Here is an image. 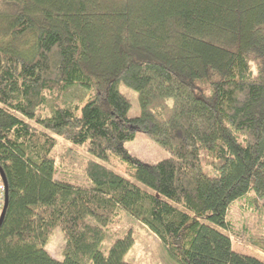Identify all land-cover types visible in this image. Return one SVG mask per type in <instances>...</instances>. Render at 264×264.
<instances>
[{"label": "trees", "instance_id": "trees-1", "mask_svg": "<svg viewBox=\"0 0 264 264\" xmlns=\"http://www.w3.org/2000/svg\"><path fill=\"white\" fill-rule=\"evenodd\" d=\"M73 86L93 98L63 106ZM136 131L168 156H132ZM0 167V264H131V232L101 250L121 213L177 264H264L232 250L226 221L264 197V0H0Z\"/></svg>", "mask_w": 264, "mask_h": 264}, {"label": "rangeland", "instance_id": "rangeland-1", "mask_svg": "<svg viewBox=\"0 0 264 264\" xmlns=\"http://www.w3.org/2000/svg\"><path fill=\"white\" fill-rule=\"evenodd\" d=\"M119 90L130 103L127 115L129 117L137 116L139 114V106L136 92L122 84L119 86ZM93 94V91H86L73 86L67 88L61 94L60 103L68 107L76 104L83 106L93 98ZM51 109V98L47 97L43 114L45 116L51 115ZM76 114L79 115V112ZM125 147L132 156L148 164H154L168 156L166 152L140 131H136L135 138L127 142ZM110 166L118 174L125 177L129 176L130 170L128 167L122 165L116 159L112 158L110 160ZM202 168L207 174H214L211 168L205 164L204 158L202 159ZM73 181L81 187L88 188L91 186L79 173L74 175ZM0 183L5 187L1 177ZM226 212V221L230 224L227 233L230 234L232 250L235 253L250 255L264 262V197H256L251 190L245 196L235 199ZM128 232H131L134 242L123 257L125 261L131 264H177L156 236L139 221L123 213H121L117 223L107 231L101 250L106 254L113 240L116 237L124 236ZM63 247L62 234L57 230L45 249L52 258L61 261Z\"/></svg>", "mask_w": 264, "mask_h": 264}, {"label": "water", "instance_id": "water-1", "mask_svg": "<svg viewBox=\"0 0 264 264\" xmlns=\"http://www.w3.org/2000/svg\"><path fill=\"white\" fill-rule=\"evenodd\" d=\"M0 177H1V180H2L3 184L6 187V178H5L4 172H3L1 167H0ZM6 207H7V192L5 191L4 204H3V207H2V210H1V213H0V226H1V224L3 222V219H4Z\"/></svg>", "mask_w": 264, "mask_h": 264}, {"label": "built area", "instance_id": "built-area-1", "mask_svg": "<svg viewBox=\"0 0 264 264\" xmlns=\"http://www.w3.org/2000/svg\"><path fill=\"white\" fill-rule=\"evenodd\" d=\"M4 193H5V187L3 185H1V183H0V210H1L2 204L4 202Z\"/></svg>", "mask_w": 264, "mask_h": 264}]
</instances>
